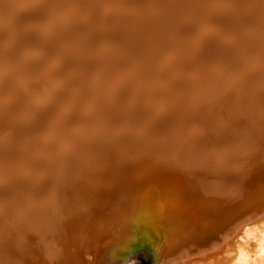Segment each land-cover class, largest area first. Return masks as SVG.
I'll return each mask as SVG.
<instances>
[{
  "label": "bare ground",
  "instance_id": "obj_1",
  "mask_svg": "<svg viewBox=\"0 0 264 264\" xmlns=\"http://www.w3.org/2000/svg\"><path fill=\"white\" fill-rule=\"evenodd\" d=\"M63 1L65 0H59V4ZM68 1L75 4L62 23L64 27L58 30L44 29L40 35V43H38L37 37L29 35L28 31V35L21 31L16 35L13 34V38L12 36L6 37L4 42L3 38L6 36L7 30L8 32L13 30L14 25L12 26V22L5 23V19L3 18L0 20V23L3 25V28L0 25V43L3 45L10 41L7 47L9 51L4 52L3 55L0 53V103H5L7 99L16 102L20 99L21 106L17 109L15 108L11 114L17 110H23L21 118L15 120L12 119V115H7L8 112L6 113V111L8 110L6 108L3 109L0 104V119H2L0 121V132L8 137L5 139L0 138V162L10 161L13 164L8 171L10 172L8 177H1L0 225L3 230H0V264H120V262L125 263L122 259V252H124L123 249H125L126 245L134 246L146 243L149 246L150 255L153 254L154 261L157 260V264H231L239 256V253L243 251V243L246 242V245L249 238L251 239L252 237L253 240L254 236L259 235L261 232L264 233V220H262L263 222H259V224L247 226L239 239H234V234H230L236 228L241 227V220L243 218L233 221V224L231 223V219H226L234 211L224 210L226 206L225 202L228 198L232 199V196H226L225 200V196L223 198L221 192H219L223 187L222 181L226 179L224 171L227 170V164H221L218 158L223 156V147H229L233 143L238 145L237 138H233V142H227L231 141L227 139L223 143L221 138H218V134H216L215 137L218 140L213 138L215 140V144L211 145L214 146L211 152L213 155L209 157L208 162L202 161V158L197 159L192 157L190 152L195 148H199L201 138L199 136H196L194 139H190L191 136L169 137L173 129L171 125L173 124H176L175 127L178 128L179 134L185 135L188 113L179 112L178 108L172 103L173 98H169V100L165 99L162 102L157 99L159 91H156L155 85L162 82L161 77L158 75L159 73L153 75L143 74L145 78L151 77L154 81L145 84L143 92L141 90L140 94L139 92L137 93L136 102L130 104L129 108L133 110L135 116H130L129 118L136 119V126L138 127L135 130H138L133 132L134 130L131 128L130 130L133 131H130L127 134L129 135L127 136L128 138L124 140H119L115 135L111 136L113 129L123 125L124 113L119 109L117 103L110 105L109 98L113 97V100H117V97L120 95L119 99L122 97L120 99V102H122L127 92H121L120 89L116 91L114 85H108L107 80L124 70L123 68L126 66L123 67V65L135 66L140 69L141 64L134 65L133 63L139 57L145 58V56L149 55L151 48L144 39L148 31L146 28L143 30L141 28L138 29V33L142 35L143 41L139 38L129 40L126 36H122L119 39L116 28L123 27L126 32L128 30L136 32V30L131 29L133 26L132 21L127 22L123 18L114 17L112 13L115 12H110L109 14L110 6H107L104 15H109V18L104 24L107 25L103 31V34H105L104 38L84 39L82 32H77L82 30L84 24L80 20L85 21L88 12L85 11L84 4L78 0ZM159 1L157 9L167 4L171 5L169 0ZM251 1L255 4L262 3L264 6V0L262 2L261 0ZM112 2H115V0H112ZM177 3V7H170L161 13L162 16L159 17L160 19L157 22L156 31H163L167 28L168 34L165 37H161V40L165 41V43L172 40L171 32L175 27L174 24V26L172 25L174 20L172 22L170 19H175V16L178 15L177 12H181V6H185L184 0H179ZM239 4H241L239 5L241 7L240 11L242 13L246 12L243 11V8L247 7L241 2ZM122 5L124 4H118V6ZM203 6L204 4L201 3L195 8L203 10L206 8ZM222 6L218 5V7L214 8V20L206 25L210 29L219 26L225 27L226 25L240 33L243 25H245L244 22L239 21L237 23L239 18L236 19L237 16L233 14L234 12L223 10ZM250 6L252 7V5ZM144 8L141 4L140 9ZM186 8L188 7L186 6ZM3 12L2 15L5 16L6 11ZM190 13L193 14V11L190 10ZM258 14H253V18H255L253 30H249L253 35V41L245 43L249 46L246 49L247 52L253 49L254 53H256L254 67L257 73L246 80H239V84L232 87L229 91L228 96L231 98L230 101L233 104L225 115L224 124L226 125V129L223 130L222 135L225 131H228L229 126L235 123L239 124L236 120L237 116L249 113L246 110L252 111V105L260 104L259 100L261 101V99L257 96H263L260 91L263 92L264 90V38L262 37L264 34V11ZM15 18H17V13H15ZM38 18L37 15L20 16L19 20H17L18 30L20 31L21 27H24L26 24H33L40 20ZM187 20L194 22L196 18L192 19L188 12ZM117 21H121L122 26L115 27V29L111 28L110 26ZM167 21L168 23L166 24ZM81 38L83 39L82 41H80ZM55 41L56 46L54 49L59 48L63 52L61 62L66 63L72 69L74 68V73L79 74V80L83 83L81 87L83 91L89 89L91 92L90 103L93 107L92 110L101 114L103 118H106L105 123L92 134L88 132L89 123L82 121L80 117L85 112L82 98H79L80 95L77 97L72 96V99H70L69 97L71 96H68L67 89H58L54 86L55 82L61 77V73L51 70V76L48 78L47 85H44L46 86L45 89H48V87L49 89L43 93L33 91L30 95H23V93L15 90L17 88L15 84L18 83H31L34 86V80L38 79L37 74L49 72V68L40 61L33 60L27 63L18 61V51L24 49L27 51L31 50V48H34L32 47L34 45L43 52L46 51L45 48L53 47ZM250 46H253V48H250ZM106 47L107 49L108 47H115L119 50L121 53L119 57L121 59L113 57L110 50L107 51L105 49ZM197 47L200 48L201 57L207 58L217 51V42L214 37H209V39L206 37V40L198 44ZM132 48L136 52L127 53ZM181 48L182 46L178 48L172 47L169 50L175 51L173 49L179 50ZM144 50L146 51L143 52ZM13 58L14 61L15 59L18 61V64H14L16 72L10 73L11 69H14L12 65ZM228 58H230L229 55ZM175 59L178 61L177 67L179 70L181 68L187 70L191 73V78L194 76L195 82L201 84L202 89L195 93L188 92L187 90L181 93L179 97L183 101H188L190 97L188 102L192 103L190 104L192 105V110L198 108L200 106L199 103L206 98L214 96L211 90H205L209 82L216 81L217 85L226 82V75L222 73L215 75L209 69L206 73H202V70H198L193 66L191 61L187 60L182 53H179ZM151 61L155 64V60ZM172 62L175 63L173 59ZM111 63H113L114 67L109 68L108 72L103 73L104 82L102 84L98 86L89 84V87L85 85L88 81L87 78H89L88 75L96 71L98 64L111 65ZM156 70L158 71V68ZM109 71L113 72L109 74ZM97 74L98 77H102L101 72ZM239 74L238 71L235 75L239 76ZM105 76H107L106 79ZM135 79L139 80L138 78ZM66 83L68 84V82ZM74 84L70 82L69 85L73 86ZM221 89H223L222 86ZM167 90L171 93L175 92L169 82ZM34 93L36 94L34 95ZM35 98H43L46 102L49 99L51 102L53 100L57 101L55 103L57 104L56 109H60V113L58 114L59 118L56 123L52 125L48 122L49 108L47 104L40 105L39 107L32 105L31 100ZM249 98H251L250 103ZM239 100L248 103H242V107H240L241 111L239 108L235 109L234 104L235 102L238 104ZM66 105L71 106L72 111L76 113L75 116L68 120L61 117L64 113L63 109L67 107ZM164 105L172 108L168 112L160 114L159 112H161V108ZM148 106H153V112L159 113L153 119H145L147 114L144 113V107ZM204 106L208 105L205 104ZM242 110L245 111L242 112ZM263 114L260 111L255 114L254 111L247 123L248 128L253 129L254 127L250 126L253 124L258 128L255 129V133L259 136L256 138L251 137L252 140H256L257 144L263 141V137L260 136L264 135V122H260L261 125L258 126V121L256 120L258 116L260 119L263 118L261 116ZM167 118H171L170 126L161 123L164 119L167 121ZM74 127L78 128L76 129L78 132L69 131ZM52 129H54L55 136H64L66 139H70L69 141L66 140V142L71 151L66 156H62L60 160L59 155L54 152V147H56L55 140L58 136L55 139L50 138ZM38 130L48 131L49 137L44 136V139L34 142L33 146L39 145L40 142L47 145L49 152H51L50 156L55 157L56 164H61L62 170L65 171L64 174L68 175L63 185L62 194H59L60 198L58 199L46 200L41 197L46 194L45 191L33 189L30 183L32 179L37 180L39 178V180H43L47 177H44V174H42V168L37 166V158L23 163L19 158L20 155L14 149L15 147L19 148V145H21L22 152L31 151L32 144L27 143V138L37 133ZM140 132H143L144 137L134 138L133 135ZM68 134H73V138L68 137ZM168 138L170 139V143H164ZM86 142L90 145H87ZM193 158L194 160H192ZM197 161L200 166L198 173L194 172L187 175L179 172L185 165L191 166L195 163L197 164ZM244 162L245 160H243L242 164ZM25 169L31 170L34 174L30 171L27 178L19 177L18 172ZM238 169L239 167L236 168V171ZM157 170L162 175L164 171L168 174L164 176V183L166 181L184 180L174 183L179 185L176 189L173 186L175 193H178V195L172 198L170 196L169 198V195H165L168 194V191H171L169 188L167 189L168 191H164L162 189L164 188V186L162 187L163 184L159 185L158 188L154 184H151L155 187L152 189L148 188L147 194L140 191L138 192L140 195L133 196L134 192L148 187L146 182L156 181ZM129 171L133 173L129 174ZM207 172L212 176L213 182L216 181V184L214 188L209 189L211 198L209 197L207 201L208 197L203 196L204 200L200 202V197L198 196L201 193L195 188L198 182H195L194 175L206 174ZM40 174L42 175L38 176ZM113 178L116 179V182L115 180L114 182L110 181ZM211 186H213V183ZM15 190L19 191L22 196L12 199V192ZM179 190L182 192L185 190L188 199H183L180 196L181 192ZM150 195H157L160 199H153ZM163 195L165 198H163ZM263 197L264 194L259 199L262 200ZM35 199L36 201H34ZM23 202H26V204L24 205ZM171 203L185 208L173 211ZM133 204L135 207H132ZM119 207H125V210L120 212L118 211ZM206 207L210 209L212 215H215V212L217 215L210 223L209 228H212V230H200L201 232H198L194 224L188 223L187 220L189 218L183 217L188 209H191V214L193 215L198 210L196 214L200 216L198 217V221L196 220L198 222L197 227L200 226L202 229H206L207 226L204 221L206 218H202L205 215L203 210ZM258 220L256 219L254 222ZM200 223L202 224L200 225ZM171 226L177 227V231L175 228H170ZM95 235H100V238L103 235L107 237V245L100 250L101 257H96L95 253L88 254L91 249H95L96 247L97 239H95ZM253 243L257 244L256 241ZM261 249L264 253V243ZM255 260L257 259L254 258Z\"/></svg>",
  "mask_w": 264,
  "mask_h": 264
},
{
  "label": "rangeland",
  "instance_id": "obj_2",
  "mask_svg": "<svg viewBox=\"0 0 264 264\" xmlns=\"http://www.w3.org/2000/svg\"><path fill=\"white\" fill-rule=\"evenodd\" d=\"M78 1L84 4V9L86 12H88L86 20L85 21L80 20L81 23L84 24L82 30L77 32V33L82 32L84 39L86 38L91 39L95 37L104 38L105 34H103V31L105 27L107 26L104 24L108 21V18H109V15L107 16L104 15L105 8L107 6H110L109 12H108L109 14L110 12H115V13H112L114 17L123 18L127 22L132 21L133 26L131 27V29L136 30V32H131L129 30L126 32L123 29V27L116 28L117 30L116 33L119 36V39H121L122 36H126V38H128L129 40L133 38H139L143 41V37L140 33H138V29L141 28L143 30L146 28L148 31V34L146 37H144V39L147 45L151 48L149 51V55L145 56V58L139 57L136 60L137 63L136 62L133 63L134 65L141 64L140 69L135 66L123 65V67L126 66L125 68H123L124 70L114 75L109 80H107L108 85L109 86L114 85V88L116 89V91L120 89L121 92L122 91L127 92V95L124 97V99H122V102H120V99L122 97L119 99L120 95L117 97V100L116 99L113 100V97L109 98L110 105H114L117 103L119 105V109H121L122 112L124 113V118L122 120L123 125L119 128L113 129L111 136L115 135L119 140H124L128 138L127 136L129 135L127 134L130 131L134 130L133 132H135L138 130V129L135 130L138 127L136 126V119L129 118L130 116H135V114L133 113V110H130L129 108L130 104L136 102L135 100H136L137 93L139 92L140 94L141 90L143 92L144 90L143 87L145 84H149L152 81H154L151 77L148 79L145 78L143 74L153 75L155 73L156 74L159 73L158 75L161 77L162 82H159L158 84L155 85L156 91H159L157 93V99H159V101L161 100L162 102L165 99L169 100V98L170 99L173 98L172 103L174 104L175 107L178 108V111L181 113L182 112L188 113L187 124L185 126V135L179 134L178 128L175 127L176 124H173L171 125L173 129L169 137L175 136L179 138L182 136H185V137L191 136L190 139H194L196 138V136H199L201 138L200 141H201V147H202V145L206 144V143L204 144L202 143L203 137H205L206 133L211 132L210 134H207L206 141H208V144L210 145L215 144V140H218L215 137L216 134H218V138H219L222 135L223 130L226 129V125L224 124L225 115L228 109L233 104L232 101H230L231 98H229L228 96L229 91L231 90L232 87L239 84V80L241 79L246 80L247 78L257 73V70H255V67H254L255 66L254 60H255L256 53H254L253 49H250L249 52H247L246 49H248L249 46L245 43H251L253 41V35L252 33L249 32V30H253V22L255 21V18H253V14L259 15L258 13H261L262 11H264V6L262 5V3L255 4L251 0H184L185 6H181V10H180L181 12L179 13L177 12L178 15L175 16V19L174 18L170 19V21L172 22L174 20V23H172V25L173 24L175 25V27L172 29L173 31L171 32L172 40L165 43V41L161 40V37H165L168 34V31H166L167 28L164 29L163 31H159V32L156 31L157 22L159 21L158 19H160L159 17L162 16L161 13H163L170 7H173V8L177 7L178 5L177 1L179 0H169V3H171V5L167 4V5H164L162 8H158V9H157V6H159L158 4L160 2L159 0H115V2H112V0H78ZM239 2H241L247 7V8H243V11H246V12L242 13L240 11L241 7L239 5L241 4H239ZM120 3L124 5L118 6V4ZM201 3H203L204 4L203 7H206V8H204L203 10L195 8L197 5ZM74 4L70 3L68 0L63 1L61 4H59V0H0V20L3 18L5 19V23L12 22L11 23L12 26L14 25L13 30H11L10 32H8L7 30L6 36L3 38V41L5 40L6 37H11L13 34L16 35L20 33L21 31L27 34V31H28V34L36 36L38 43H40L41 41L40 35L44 29L45 30L47 29L48 30H52V29L58 30L64 27L62 23L65 21L68 13L71 12V9L74 8ZM141 4L142 6L145 7L144 9H140ZM218 5H223L222 6L223 10H226V11L229 10V11L234 12L233 14L237 16L236 19L239 18L237 23H239V21L244 22L245 25H243V29H241L242 31L240 33L239 31H236L234 28H229V26H226V25L225 27L219 26V27H214L212 29H210V27L206 25L207 23L212 22L214 20L213 19V15L215 12L214 8L218 7ZM250 5H252V7ZM186 6L188 8H186ZM190 10L193 11V14L190 13ZM3 11H6L5 16L2 15ZM188 12L191 15L192 19L196 18L194 22H191V21L189 22L187 20ZM15 13H17V18H15ZM22 15L23 17L26 15H37L39 17L38 19L40 20L36 21L33 24H29V25L26 24L24 27H21L19 31L17 27L18 26L17 20H19L18 18ZM246 19L247 21H245ZM167 23L168 21L166 22V24ZM222 24H225V23H222ZM0 25L3 28L2 23H0ZM121 26H122V22L117 21L113 23V25H111L110 27L115 29V27H121ZM208 33H211V34H208ZM204 35L206 36L203 37ZM110 36H115V35H110ZM118 36H115V37H118ZM206 37H208V39L209 37L215 38L217 42V51L213 54L211 53L212 55L210 57L202 58L200 55V48H198L197 45L200 44L201 42L203 43L206 40ZM262 37L264 38V34ZM231 38L232 40L230 41ZM82 40L83 39L81 38L80 41ZM5 44L2 45L0 43V53L2 55L4 54V52L9 51L7 47L10 44V41L6 45ZM55 46H56V41L53 47L51 46V48H45L46 51H43V52L41 51L40 48H37L34 45L32 46L34 48H31V50L27 51L24 49V50L18 51V61H21L23 63L25 62L27 63L33 60L40 61L49 68V72H40V74H37L38 79L34 80L35 82L34 86L31 83H24V84L18 83V84H15L17 85V88L15 90H17L20 93H23V95H30L33 91L37 93L38 92L43 93L49 89V87L48 89H45L46 86L44 85H47L48 78H50L51 76L50 74L51 70L61 73V77L58 79V81L55 82L54 86H56L58 89H63V90L67 89L68 96H71L69 97L70 99H72V96L77 97L78 95H80L79 98H82V104L84 106L83 109L85 111L80 117L82 121L89 123L88 132L92 134L94 131H96L100 126H102L105 123L106 118H103L101 114L92 110L93 107L91 106V103H90L91 92L89 91V89L86 91H83V88H81L83 83L79 80V74L77 75L76 73H74V70H73L74 68L72 69V67L67 66L66 63L61 62V59H63V52L59 48L54 49ZM180 46H182V48L179 50L177 49H173L175 51L169 50L172 47L178 48ZM250 48H253V46H250ZM105 49H107V47ZM108 50H110V53L112 54L113 57L117 59H121V57H119L121 56V53L115 47H108L107 51ZM130 51L136 52L134 48L129 49L127 53H129ZM145 51L146 50H144L143 52ZM179 53H182L187 60L191 61L192 65L195 66L198 70L201 69L202 73H206L208 69L209 71H211L213 66H216V67H220V70H223L222 71L223 75H226L225 77L226 82L222 83L221 85H217L215 83L216 81L209 82L206 85L207 89L205 88V90H211V93L214 94V96L212 98H206L205 100L200 102L199 103L200 106L198 108H195L194 110H192V105H190L192 103L188 102L190 97L188 98V101H183L182 99L180 100L179 97L181 96V93L187 90L188 92L195 93L196 91L202 89L201 84L199 82H195L196 80L194 76H192L193 78H191V73L188 72L187 70H184L182 68L180 70L178 69L177 67L178 61L175 58ZM228 55L230 56V58H228ZM172 59L175 61V63L172 62ZM151 60H155V64H153ZM18 61H16V59L14 61V58H13V61H12L13 67H14V64H18ZM205 66L208 67V69ZM111 67H114L113 63H111V65L98 64L96 71L88 75L89 78H87L88 81L86 82L85 85H88L89 87V84L91 85L94 84V86H98L102 84L104 82L103 73L108 72V69ZM156 68H158V71L156 70ZM15 70L16 68L14 67V69H11V71L10 70L9 71L10 73H15L16 72ZM238 71L240 74L239 76H236L235 74H237ZM98 72L102 73L101 78L98 77V74H97ZM112 72L113 71H109V74ZM187 75H190V76H187ZM106 78L107 76H105V79ZM135 78H138L139 80H136ZM66 82H68V84ZM70 82H73L75 84L73 86H70L69 85ZM168 82L170 85H172V88L174 89L175 92H172V93L168 92L167 90ZM221 86L223 89H221ZM260 93L261 95H263L262 97L257 96L258 98L261 99V101L259 100L260 104L252 105L251 107L252 111L246 110L249 113L239 115V117L237 116L236 120L237 122H239V124L247 125L249 117L254 111H255V114L258 113L259 111L260 113L261 112L264 113V90L263 92L260 91ZM35 94L36 93H34V95ZM251 98H249V103L251 102ZM31 102H32V105H35L38 107L40 105L47 104L49 108L48 109L49 115L47 118L48 122L51 123L52 125L57 122L59 118L58 114L60 113V109H56L57 108V104H55L57 103L56 100H53L51 102V100L49 99L48 102H46V100H43V98H35L31 100ZM242 103L248 104L247 102L243 100H239L238 101L239 106L236 102L234 103L235 109L239 108L240 110L241 109L240 107H242ZM0 104L2 105L1 107H3V109L6 108V110H8L6 111V113L8 112L7 115H12V119L17 120L18 118H21V116L23 115V112H22L23 110L21 111L19 110L20 112L17 110L13 114H11V112H13L15 108L17 109L18 107L21 106L22 103L20 102V99L19 101L17 100V102L11 99H7L5 100V103H0ZM205 104H207L208 106H204ZM66 106L67 107H65L64 109L62 108L64 110V113L62 114L61 117L68 120L72 118L73 116H75L76 113L72 111L71 106H68V105ZM164 106L163 108L160 107L161 112L158 111L160 114L162 112L163 113L168 112V110L172 108V107H166V106L164 107ZM144 108H145L144 113L147 114V116H145V119H153L156 115L159 114V113L153 112L154 111L153 106H150V107L148 106ZM244 111L245 110H242V112ZM261 116H263V118L260 119L258 116L256 120L258 121L257 122L258 126L261 125L260 122H264V114ZM0 121H2V119H0ZM167 121H165L164 119L162 120L161 123L167 124L168 126H170L171 118H167ZM250 126H253L254 128L253 129L248 128L247 135L241 136V141L250 142L252 141L253 137L256 138L259 136V135H256L255 133V129H258V128L255 127L254 124ZM131 128H133V130H130ZM259 128H263V127H259ZM76 129L78 128L74 127L69 131H72L74 133L78 132V130ZM229 129H230V126H229ZM51 131L52 132H51L50 138L52 137V139H55L58 135L57 136L54 135V129H52ZM242 131L243 130H241V132ZM250 133L252 134L249 135ZM72 135L73 134H68L67 136L73 138ZM44 136L49 137L48 131L38 130L37 133H34V135H32L30 138H27V143L32 144V150L29 152H22L20 148L21 145H19V148L15 147L14 149L16 153L20 155L19 158L21 161H23V163L30 162L31 160L37 158L38 159L37 166L39 168H42L43 170L42 174H44V177H47L46 179H43V180H39V178H37V180L32 179L30 183L33 189L37 191H42V192L45 191L46 194H44L41 197H43L46 200L54 199V198L58 199L60 198L59 194H62L63 185H64L65 180L68 178L67 177L68 175L64 174L65 171L62 170L61 164L59 165L56 164L55 157L50 156L51 152H49V147L47 145H45L43 142H40L39 145L33 146L34 142H38L44 139ZM133 136L134 138L144 137L143 132L134 134ZM260 137H263V140H264V135ZM0 138L5 139L8 137L7 135L0 132ZM210 138H211V142H210ZM213 138H215V140ZM66 140L69 141L70 139L68 138L66 139L64 136H58L55 140L56 147H54L55 148L54 152H56V154L59 155L58 156L59 160L62 158V156H66L71 151ZM164 143H170V139L168 138L167 140L164 141ZM239 144H243V143H239ZM87 145H90V144H87ZM125 148L123 149L126 150ZM54 152L52 153L55 154ZM259 155H260V152L252 153L251 154L252 157L250 156L251 160H254L252 162H255L256 161L255 159ZM246 159L247 158H244L243 160H246ZM192 160H194V158ZM248 161L250 162V158ZM12 165L13 164L10 161L0 162V185L2 184L1 177H4V176L8 177V175L10 174V172L8 171L9 169H11ZM253 166H254V169L251 168L250 170L248 166V170H246L247 166L245 165V162H244V164H240L239 169L236 172L241 173L245 175L246 177L248 176L251 177L252 175L258 172L257 166L255 164ZM199 167L200 166L197 161V164L195 163L191 166L185 165L184 168L180 170L179 172L181 174L188 175L189 173H194L196 169H199ZM30 171L31 170H28V169H25L24 171H20L18 172V176L27 178L29 176ZM31 173L34 174L32 171ZM42 174L38 176H41ZM163 175L167 176L168 174H166V172L164 171ZM114 178L113 180H110V181L114 182L115 180L116 182V179ZM182 181L184 180L181 179V181L179 180V181H171V182L166 181V187L168 186L167 189L171 188L169 189L171 191L168 192L169 196L167 194L165 195L170 198L172 194L171 198L174 197L175 196L174 188L176 189L177 186H179L174 183L182 182ZM163 182L164 181L161 180V183ZM212 183H213L212 188H214L216 181L213 182L212 180ZM151 184L155 185V182H151V181H149L148 183L146 182V185L148 187H146L143 190L134 192L133 196L140 195L138 194V192L140 191L147 194L148 188L152 189L155 187L154 185H151ZM243 185H244L243 183L241 184L239 182V189L242 188ZM0 188L2 187L0 186ZM21 196H22L21 193L17 190L12 192V199H17V197H21ZM150 196H152L153 199H160L159 196L157 195H150ZM163 198H165L164 195H163ZM34 201H36V199ZM23 204L25 205L26 202H23ZM175 205H172L173 211H178L179 209H181V207L183 208V206H177V205L175 206ZM132 207H135L134 204ZM123 210H125V207H122V208L119 207L118 209V211L120 212ZM0 224H1V221H0ZM256 224H259V223H256ZM170 228H175V230L177 231V227L175 226L174 227L171 226ZM0 230L1 231L3 230L1 225H0ZM262 233L263 232H261L257 236H254L253 240H252V237L251 239L249 238V240H247L246 245H245L246 242L243 243L244 244L242 245L243 251L239 253V256L235 258L231 264H234V263L235 264H251V263L252 264H264V260H263L264 255L262 257V254L264 253L262 252V249H261L264 243V237H263L264 233L263 234ZM100 235H95V239H97L96 247L95 249H91L88 252V254L95 253L96 257H101L100 250L102 249V247L107 245V237L103 235L102 238H100ZM242 235H240L239 237L241 238ZM239 237H237V239H239ZM254 241H256L257 244H254L253 243ZM148 249H149V246L147 247V251ZM156 257H157V252H156ZM254 258L257 260L254 261ZM154 263L157 264L158 262L157 260L154 261V256L153 254H151L146 259H143L142 257L133 259L130 261L129 264H154ZM120 264H126V263L120 262Z\"/></svg>",
  "mask_w": 264,
  "mask_h": 264
},
{
  "label": "water",
  "instance_id": "obj_3",
  "mask_svg": "<svg viewBox=\"0 0 264 264\" xmlns=\"http://www.w3.org/2000/svg\"><path fill=\"white\" fill-rule=\"evenodd\" d=\"M130 52H133V51H130ZM206 68L208 69V67ZM222 71L223 70H220V67H216V66H213L211 70V72L215 75L217 73H222ZM242 128H243V131L241 132ZM247 129H248V125H245V124L237 125L236 123L230 126V129L228 131H225L223 135L220 136L223 143H225L227 139L231 140L227 142H233L232 141L233 138H237L238 140V145L233 143V145H230L229 147L228 146H226L225 148L223 147V150H224L223 156H220L218 158L220 159L221 164H227V170L223 168L226 170L224 171V174H226L224 177L226 179L222 181L223 187L219 192H221L223 198L225 196V200H226V196H232V199L228 198V200L225 202L226 206L224 207V210L234 211L233 214L227 216L226 219H229V220L231 219L232 220L231 223H232L233 221L243 218L241 220L242 221L241 222L242 224L240 225L241 227L236 228L232 233L230 232V234H234V239H237V237H239L243 233L244 229L247 226L254 225L264 220V197L262 198V200L259 199V197H261L264 194V140L262 141V143L260 142L259 144L256 143V140H252L250 142L241 141V136L247 135ZM210 133H206L205 137H203L202 139L203 140L202 143L203 144L206 143V144L202 145V147L199 144V148H195L190 152V155L192 157L197 158V159L202 158V161H207L209 160V157L213 155L211 152L213 151L214 146H211L210 144H208V141H206L207 134H210ZM251 134L252 133H250L249 135ZM210 142H211V138H210ZM239 143H243V144H239ZM257 152H260V155L257 156V158L255 159L256 160L255 162H252L254 160H251L250 156L252 153H257ZM244 158H247L245 160V165L247 166L246 170H248V166L250 170L251 168L254 169V166H253L254 164L257 166L258 172L252 175L251 177L250 176L246 177L245 175L236 172V168H238L240 164H242ZM249 158H250V162L248 161ZM157 172H158V175L156 174V181H155L156 188H158L159 185L163 184L162 187L164 186V188L162 189L164 191H168L167 190L168 186L167 187L165 186L166 183L164 182L161 183L160 181V180L164 181L163 180L164 175H162L159 170H157ZM195 172L198 173V169H196ZM131 173L133 172L129 171V174ZM194 179H195V182H198L197 187L195 186V188H197L201 193L198 196L200 197L199 198L200 202L204 200L203 196L208 197L207 198V201H208L209 197L211 198V195H209L210 193L209 189L213 187V186H210L212 184V179H213L212 176L207 172L206 174L194 175ZM239 182L241 184L242 183L244 184L243 187L240 189H239ZM180 192H181L180 196L183 199L187 198V194L185 193V190H183V192L182 191ZM175 195H178V193H175ZM171 205L173 204L171 203ZM192 211H193V208H192ZM203 211L205 215L202 218H206L205 220L203 219L206 222V226H207L206 229L205 228L202 229L200 226L197 227L198 225L197 221L200 215L198 216L196 212L194 213V215L191 214V209H188V211L184 214V217H183L186 219L189 218L187 220L188 223L194 224L195 227L198 229V232H201L200 230H205V231L212 230V228H209L210 223L212 219L217 215L216 212L214 213L215 215H212L210 209L207 207ZM256 219H259V220L254 222ZM201 224L202 223H200V225ZM147 247H148L147 243L144 245H134V246L126 245L124 247L125 249H123L124 252H122L123 254L122 259L125 261L126 264H129L131 260L139 258V257L146 259L150 255L149 250L147 251Z\"/></svg>",
  "mask_w": 264,
  "mask_h": 264
}]
</instances>
